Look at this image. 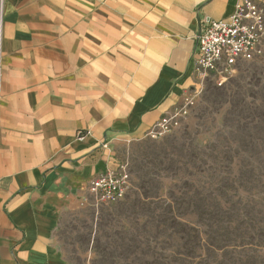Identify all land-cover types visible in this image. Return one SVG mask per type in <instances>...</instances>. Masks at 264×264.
Listing matches in <instances>:
<instances>
[{
    "label": "crops",
    "instance_id": "1",
    "mask_svg": "<svg viewBox=\"0 0 264 264\" xmlns=\"http://www.w3.org/2000/svg\"><path fill=\"white\" fill-rule=\"evenodd\" d=\"M235 2L0 1V264H73L62 218L198 88L203 23Z\"/></svg>",
    "mask_w": 264,
    "mask_h": 264
},
{
    "label": "rangeland",
    "instance_id": "2",
    "mask_svg": "<svg viewBox=\"0 0 264 264\" xmlns=\"http://www.w3.org/2000/svg\"><path fill=\"white\" fill-rule=\"evenodd\" d=\"M112 157L126 197L65 214L57 240L73 264H264V55L205 84L171 133Z\"/></svg>",
    "mask_w": 264,
    "mask_h": 264
},
{
    "label": "built area",
    "instance_id": "3",
    "mask_svg": "<svg viewBox=\"0 0 264 264\" xmlns=\"http://www.w3.org/2000/svg\"><path fill=\"white\" fill-rule=\"evenodd\" d=\"M3 4L5 0H0ZM194 73L198 88L184 100L181 108L163 117L148 133L160 139L179 127L194 99L207 83L223 86L244 64L264 55V5L255 0H236L233 13L224 20L206 19L197 38ZM1 85V73H0ZM129 175L124 167L109 169L89 185V200L98 207L116 205L127 194Z\"/></svg>",
    "mask_w": 264,
    "mask_h": 264
}]
</instances>
